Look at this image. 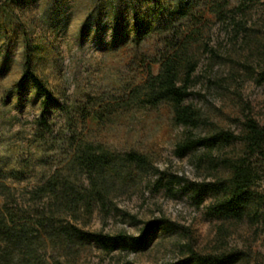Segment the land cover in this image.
I'll return each instance as SVG.
<instances>
[{"label":"rangeland","instance_id":"obj_1","mask_svg":"<svg viewBox=\"0 0 264 264\" xmlns=\"http://www.w3.org/2000/svg\"><path fill=\"white\" fill-rule=\"evenodd\" d=\"M0 0V171L19 190L63 169L84 141L146 154L163 171L142 174L129 187H114L105 211L81 215L89 231L137 236L112 249L86 243L60 264H195L200 255L227 256V264H264V204L257 219L240 222L206 213L213 195L200 205L192 189L227 176L228 146H196L183 155L176 144L190 128L175 125L166 103L121 108L118 103L140 85L150 66L187 39L197 60L187 101L198 107L204 135L217 128L240 130L243 113L264 126V0ZM226 9L219 20L211 8ZM234 9L233 12L229 10ZM43 84L21 80L24 62ZM95 112L104 118L95 119ZM200 159V160H199ZM180 177L179 180L173 178ZM264 193V178L257 187Z\"/></svg>","mask_w":264,"mask_h":264},{"label":"trees","instance_id":"obj_2","mask_svg":"<svg viewBox=\"0 0 264 264\" xmlns=\"http://www.w3.org/2000/svg\"><path fill=\"white\" fill-rule=\"evenodd\" d=\"M246 1L253 0H241L235 9L243 12ZM211 12L219 20L226 18V9L221 3L214 5ZM157 61L158 71L154 73L148 66L144 81L118 105L144 108L168 104L173 123L190 128L189 135L176 144L178 155L196 146L223 147L238 143L240 150L235 154L224 155L216 162L211 160L212 166H221L227 176L195 184L191 196L200 205L204 192L212 193L213 199L206 206L208 215L234 222L257 219L264 204V193L257 188L264 178V126L243 113L238 132L217 128L204 135L194 133L204 123V116L187 101L197 66L189 42L183 40ZM24 67L21 80L32 79L40 90L46 91L30 70L28 60ZM256 82H264V63ZM93 118H104V115L95 112ZM152 169L146 154L134 150L117 152L102 143L84 141L75 147L64 171L55 169L43 181L22 190L7 184L0 171V264H60V257L69 263V258H74L86 243L109 250L124 240L143 242L150 225L134 236L121 231L85 230L77 220L81 215L90 217L96 209L105 211L114 187H129ZM154 170L159 174L158 181L161 180L164 172ZM173 178L180 179L177 175ZM189 250L195 264H227V256L200 255Z\"/></svg>","mask_w":264,"mask_h":264}]
</instances>
